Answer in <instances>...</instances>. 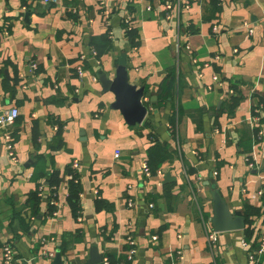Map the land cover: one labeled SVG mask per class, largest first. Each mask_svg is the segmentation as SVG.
I'll return each mask as SVG.
<instances>
[{
	"label": "crops",
	"instance_id": "obj_1",
	"mask_svg": "<svg viewBox=\"0 0 264 264\" xmlns=\"http://www.w3.org/2000/svg\"><path fill=\"white\" fill-rule=\"evenodd\" d=\"M167 1L0 0V120L19 111L13 124L0 125V261L11 245L15 264H46L49 252L63 264H89L95 249L111 264H249L264 236V0H218L219 9L211 0H172L179 9L171 19ZM104 36L112 45L94 59L92 45ZM122 57L130 82L149 99L144 123L134 127L93 79L100 72L113 79ZM172 71L173 97L158 106ZM154 141L170 158L148 177ZM39 158L47 173L33 213L27 201L37 190ZM75 161L82 222L68 203ZM52 177L59 181L53 188ZM212 179L232 212L243 214L246 204L261 211L247 232L220 233L213 248Z\"/></svg>",
	"mask_w": 264,
	"mask_h": 264
},
{
	"label": "water",
	"instance_id": "obj_2",
	"mask_svg": "<svg viewBox=\"0 0 264 264\" xmlns=\"http://www.w3.org/2000/svg\"><path fill=\"white\" fill-rule=\"evenodd\" d=\"M26 16L29 17L30 14ZM115 70L113 79L109 78L103 72H100L98 80L103 92L112 93L115 96V102L111 108L119 110L129 126L142 125L148 115V107L143 102L145 89L138 88L130 82L125 57L120 58ZM208 186L211 188L213 200V217L211 223L214 231L216 233L245 231V217L239 212L234 213L231 211L226 199L219 191L216 181L212 179ZM102 261L103 256L98 254L96 249L92 250L89 264H100ZM53 264H63L60 253H57Z\"/></svg>",
	"mask_w": 264,
	"mask_h": 264
},
{
	"label": "trees",
	"instance_id": "obj_3",
	"mask_svg": "<svg viewBox=\"0 0 264 264\" xmlns=\"http://www.w3.org/2000/svg\"><path fill=\"white\" fill-rule=\"evenodd\" d=\"M211 4L214 9H219L220 4L218 0H211ZM124 28L126 29L127 35L130 38L136 36V32L134 29L129 28L127 25H124ZM111 45H112V41L110 37L108 38V36H104L100 39V41L94 42L92 46L94 47L93 51L96 52L95 58L97 60H100L104 56L106 51L110 49ZM84 67L85 68L87 67L86 63ZM176 85H177V77L175 73L172 71L169 73L167 80L164 82L161 88L162 92L160 96V103L158 104V106L163 105L169 98L173 97ZM238 99L239 98L232 99L228 109L230 113H233L235 108L237 107L239 103ZM259 107L260 106H257L254 109V115H256V111L259 109ZM176 125H177L176 117L173 116L172 119L170 120V131L174 134L176 132ZM61 130L62 128L60 127L59 131L61 132ZM168 152H169L168 148L162 145L161 143H158L156 141H154V143L152 142V146L150 147L148 152V156H149L148 167L151 173L155 174L162 167V165L166 161H168V159L170 158V154ZM36 164L37 166L34 173V179H35L34 181L37 183V190L30 194L29 199L27 201V205L28 207H30L33 213L36 212L37 209L40 207V199H41L40 195H42V193L40 192V187H41L40 180L43 177H45L47 173L45 170V163L42 158L41 159L39 158ZM74 174H75L74 179L69 183L70 195L68 198V203L73 217L77 220L82 215V210H81L82 187L80 184V179L78 174L77 173ZM48 183L50 187L53 188L59 184V181L56 178L52 177L50 180H48ZM243 216L245 217V221H246L245 231L247 232L248 226L251 223V219L254 217L261 216V211L251 205L246 204L243 211ZM109 259H112L111 260L112 262L114 260L112 256Z\"/></svg>",
	"mask_w": 264,
	"mask_h": 264
},
{
	"label": "built area",
	"instance_id": "obj_4",
	"mask_svg": "<svg viewBox=\"0 0 264 264\" xmlns=\"http://www.w3.org/2000/svg\"><path fill=\"white\" fill-rule=\"evenodd\" d=\"M43 1L45 3L53 2V0H43ZM178 7H179L178 4H177V6H175V3L172 0H168L166 5H165L166 19H171L172 15H173V12L175 10L179 9ZM188 7H189V4H187V8ZM213 31H214L215 34H218L219 33L218 27H215ZM252 33H253V31L250 30V34H252ZM184 49L185 50H190V46L189 45H185ZM180 50H181V48H180V45H179V51ZM92 56L95 59V57H96V52L95 51L92 52ZM86 60H87V58L85 56L79 58V63H78V67H77V74H78L79 78H83L85 73H86V70L84 68ZM33 67L35 68L36 66H33ZM93 79H94V81L98 80L97 77H94ZM213 80L218 86L223 87L224 84L219 79V77L217 75L213 78ZM210 89H212V88H210ZM143 101L145 102L146 105L149 104V99L146 98ZM147 107H148V110H149V106H147ZM18 117H19L18 109H13L10 112V114L7 116V118H2L0 120V125L13 124ZM253 120H254V122H258L259 123L260 118L254 117ZM5 143H6V146H7V150H8V153H9L10 160L13 161V162H17L18 158H17V156L15 154V147H14V144H13V139L10 136H7L5 138ZM246 162L248 163L250 168H254V163L252 162L251 158L248 157L246 159ZM72 169L76 173L79 172V170H80L79 161H75L72 164ZM144 170H145L146 176H148V177L151 176V171H150V169H149L147 164L144 166ZM43 189L44 188L41 186L40 187V192L41 193H42ZM129 206L130 207L133 206V202L132 201H129ZM151 208H154V205H151ZM78 222H82V218L81 217L78 218ZM219 234L220 233H216L213 230L208 232L207 239L209 241V244H210L211 248H213L215 246V244L218 242ZM153 240L157 241V237H154ZM127 243H128L127 245H129L128 260L132 261L134 259V256L136 255V251H137L136 250V244H135V241L133 240V238L131 236L128 237ZM243 246L245 248H247V246H248L245 241H243ZM1 254H2V259L0 261V264H15L16 263V252H15L13 246L5 245L2 248V253ZM56 255H57L56 252H49L48 254H46V256H45L46 264H53L54 260L56 258ZM262 256H264V236L261 238L260 243L258 244V248L254 252H251L249 254V264H260V258ZM180 258H182V257H180ZM103 263L104 264H111L109 258H104Z\"/></svg>",
	"mask_w": 264,
	"mask_h": 264
}]
</instances>
